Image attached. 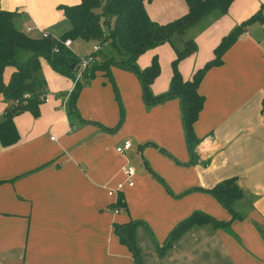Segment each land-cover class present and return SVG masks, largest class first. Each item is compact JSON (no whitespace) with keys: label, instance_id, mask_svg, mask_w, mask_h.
<instances>
[{"label":"crops","instance_id":"crops-1","mask_svg":"<svg viewBox=\"0 0 264 264\" xmlns=\"http://www.w3.org/2000/svg\"><path fill=\"white\" fill-rule=\"evenodd\" d=\"M78 2L0 0V9L15 13L14 26L22 31L31 28V36L41 31L59 37L69 23L57 7ZM259 3L264 0H233L226 14L213 11L186 29L182 36L196 49L178 62L181 78L189 80L211 60L220 39L255 13ZM144 9L158 24L187 10L183 0H151ZM252 26L198 84L203 104L192 125L198 140L190 153L178 100L144 105L138 86L126 83L130 77L125 73L112 75L122 99L120 115L127 118L121 130H110L117 109L109 108L108 102L105 110L92 88L96 82L107 84L101 71L92 81L98 75L100 80L76 96L75 128L66 114L72 82L40 59L45 95L38 116L28 112L15 116L18 139L11 146H0V264H134L113 231L114 226L131 222L140 223L134 242L141 264H264V42ZM176 40L182 48L179 37L171 44ZM75 41L69 46L74 54ZM92 44L87 54L98 47ZM152 56L160 71L149 91L157 96L168 89L174 52L168 43L161 44L140 55L135 65L147 67ZM12 70L4 68V82ZM7 105L0 101V120ZM124 141L131 148L119 155L114 149ZM130 154L141 157L135 167L130 165ZM125 164L134 169L132 186H123L119 194L124 207L114 213V199L106 192L123 181ZM229 178L236 180L242 198L232 206L241 217L227 222L230 214L207 190ZM193 212L228 224L192 227L158 256L148 231L161 246Z\"/></svg>","mask_w":264,"mask_h":264},{"label":"trees","instance_id":"trees-1","mask_svg":"<svg viewBox=\"0 0 264 264\" xmlns=\"http://www.w3.org/2000/svg\"><path fill=\"white\" fill-rule=\"evenodd\" d=\"M150 1L79 0L72 6L60 5L57 9L61 12L62 18L69 23V29L59 37L47 33L44 36L39 33H35L37 36H31L14 26L15 13L0 9V101L8 104L0 120V146L5 148L16 143L18 135L12 122L15 116L23 112H28L33 117L38 116V106L45 95V81L40 75V59L44 60L56 74L70 81L74 80L78 57L61 43L69 39L70 42L75 40L94 42L99 47L93 54L94 60L82 73L83 83H87L98 71L108 76L109 67L115 65L136 75L144 105L153 106L170 99H177L183 137L186 149L190 153L192 146L198 140L194 136L192 125L203 104V97L197 93L198 84L209 68L221 64L224 52L244 34L247 26L253 22L264 24V4L223 36L212 50V59L194 71L189 80H183L178 73L177 64L193 54L196 46L192 40H183L182 48L178 50L171 44L172 39L181 37L186 29L213 11L225 14L233 0H183L187 8L186 13L165 24H158L149 19L144 3ZM164 43H168L174 52V58L170 62L171 75L167 91L153 96L149 86L159 74L156 56H152L149 65L143 69H139L135 61L143 53ZM105 47H107L106 53H101V49ZM95 56L99 60H95ZM5 67L13 68L6 82L2 79ZM81 85L77 81L67 95V116L73 114L77 117L74 101ZM115 129L117 126L110 130ZM207 192L230 214L231 219L227 222L241 217V214L232 210L233 204L242 198V192L234 178L218 182ZM114 207L117 209L124 207L120 194ZM138 224L140 223L131 222L113 228L119 242L131 254L134 264H141L134 242V230ZM205 224L217 228L228 223L218 222L202 213L193 212L168 233L161 246L154 242L149 231L148 235L156 253L161 256L185 231Z\"/></svg>","mask_w":264,"mask_h":264},{"label":"rangeland","instance_id":"rangeland-1","mask_svg":"<svg viewBox=\"0 0 264 264\" xmlns=\"http://www.w3.org/2000/svg\"><path fill=\"white\" fill-rule=\"evenodd\" d=\"M261 4L259 3L257 8H259V6ZM250 25H253L252 27L255 29V34L259 35V36H256V37L257 38L260 37L261 40H263V42H264V31H262L261 25L258 22H253ZM249 26H247V27H249ZM185 37L186 36L183 35V36L179 37V39L183 41L185 39ZM75 42H76V45H77V47L74 48L75 55H77L79 58H84L85 56H87L88 55L87 53L90 51V48L93 45L92 42H85V41H81V40H77ZM168 46L170 47L169 44H168ZM174 47L181 48L180 41L176 40ZM106 51H107V47L102 48L100 52L101 53L102 52L106 53ZM112 56L115 57L114 55H112ZM157 63H158V61H157ZM158 67H159V64H158ZM168 67H170V66L168 65ZM159 71H160V68H159ZM113 72L125 73V75H128L130 77V80L128 82H126V83H130V85L132 83H136V85L138 86V91L140 92L141 90H140V84H139V82H138V80L136 78V75L133 72L127 71V70H123V69H121V68H119V67H117L115 65L110 66L109 69H108V75L110 77H108L106 75H105V77H103L108 85L105 84V87H102L100 82H96V83L93 84L92 88L95 91V94L98 95V96H96V98H97V100H99L101 98V102L103 104L104 109L108 110L111 107H114V109H117L118 116L116 117L117 121H116L115 126H117V130H121V128H122V126L124 124V121L125 120L127 121V118L126 117L124 118V115H122V116L120 115L121 110H122V113H123V107H122V101H121L122 99L120 97V94L117 91H116L117 92L116 93L115 90H114V88H115L114 85L115 84H114V79L112 78L113 77L112 76ZM95 73H94L92 79H89L87 81V83H83L84 81L82 79L79 80V83L82 84L81 85V89L86 88L88 86H92V82H95L96 79L100 80V78L102 76L98 75L97 78L94 81H92L96 77ZM40 75L42 76L41 71H40ZM8 76L9 75H6L4 77L5 81H7ZM2 78H3V75H2ZM117 78L119 80V76H117ZM98 80H96V81H98ZM140 96H141V94H140ZM108 102L110 103V105H108ZM106 103H107L109 108L106 107V105H105ZM119 104H120V106H119ZM120 107H121V109H120ZM105 114H106V112H105ZM68 118H69V121L73 123L72 125L75 126V128H76V119H77V117H75L73 114H71V115H68ZM126 136L130 140V134H126ZM140 159H141V157L139 155L137 156L135 154L134 155L130 154V165H133L134 167L137 166L136 163H138V161L140 162Z\"/></svg>","mask_w":264,"mask_h":264},{"label":"built area","instance_id":"built-area-1","mask_svg":"<svg viewBox=\"0 0 264 264\" xmlns=\"http://www.w3.org/2000/svg\"><path fill=\"white\" fill-rule=\"evenodd\" d=\"M261 28L264 31V24L261 25ZM30 31H33V30L31 28H25L24 29V32L27 34H29ZM37 33L41 34L42 36H44L46 34L45 32H41V31H38ZM61 43H62V46L65 48H69V46H70V40L69 39H65ZM97 50H98V48L96 46H93L92 52L90 54H88L84 58H78V61L75 65L74 80L71 81L72 87H71L70 91L68 92V94L72 91L74 84L81 79L82 73L87 68V66L94 60L93 54ZM54 52H56L55 49H54ZM42 101H44V96L42 98ZM130 148H131V143L129 141H124L120 146L116 147L114 150L117 154L123 155ZM121 173L123 176V181L120 183H117L113 188L108 189L106 192V195L108 197H112L114 199V202L117 201V198H118L119 193H120L121 189L123 188V186H127V187L132 186V178L134 176V169L130 165L125 164L121 168ZM112 211L114 213H116L117 208L114 207Z\"/></svg>","mask_w":264,"mask_h":264},{"label":"water","instance_id":"water-1","mask_svg":"<svg viewBox=\"0 0 264 264\" xmlns=\"http://www.w3.org/2000/svg\"><path fill=\"white\" fill-rule=\"evenodd\" d=\"M104 29V34L106 33V29H105V27L103 28ZM71 68H72V66H71Z\"/></svg>","mask_w":264,"mask_h":264}]
</instances>
